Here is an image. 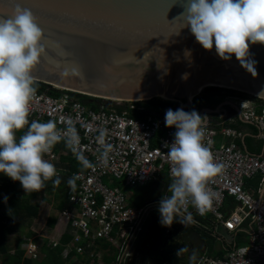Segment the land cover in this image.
Here are the masks:
<instances>
[{
	"label": "built area",
	"instance_id": "2783aa9c",
	"mask_svg": "<svg viewBox=\"0 0 264 264\" xmlns=\"http://www.w3.org/2000/svg\"><path fill=\"white\" fill-rule=\"evenodd\" d=\"M71 94L52 97L46 92L36 93L29 116L30 122L56 120L59 128H64L67 119L75 121L84 155L94 165L86 172L66 176L67 181L74 175L79 179L75 191L69 185L65 188L68 208L59 214L63 229L46 239L48 247L58 249L62 238L69 236L63 257L67 259L74 253V258L67 264H131L138 255L135 243L144 234L150 215L159 211L160 201L132 207L126 189L144 187L162 175L172 182L169 148L165 144L174 142L177 130L166 126V113H155L148 100L108 102L115 103L116 108L94 103L96 108L91 109ZM251 97L228 99L238 108L241 121L256 127L259 139L264 141V100L256 98L259 100L256 102ZM136 113L146 114L137 118ZM231 122L213 123L206 118L203 142L211 148L215 161L225 166V171L209 184L214 195L211 209L201 215L190 204L187 211L192 220L185 226L201 229L213 238L220 234L232 238L225 241L227 249L222 257L203 254L193 264H264V157L239 147L241 132ZM101 129L107 131L106 140L113 145L106 167L97 159L101 148L96 136ZM55 147L45 158L57 167L67 154ZM71 155L77 160L72 152ZM61 173L59 168V177ZM256 176L260 177L258 186L254 191L247 190L246 181ZM104 180L117 186L107 187ZM228 198L231 205L226 202ZM184 215L182 212L181 216ZM238 234L245 236L236 241ZM19 250L33 260L41 255L34 238L24 239Z\"/></svg>",
	"mask_w": 264,
	"mask_h": 264
},
{
	"label": "water",
	"instance_id": "95a60500",
	"mask_svg": "<svg viewBox=\"0 0 264 264\" xmlns=\"http://www.w3.org/2000/svg\"><path fill=\"white\" fill-rule=\"evenodd\" d=\"M17 6L30 9L44 29L35 82L87 97L88 104L163 96L184 110L203 90L264 100V45H250L256 76L235 56L221 59L184 27L187 0H0V16H11ZM224 105L238 113L230 102L200 113L206 117Z\"/></svg>",
	"mask_w": 264,
	"mask_h": 264
},
{
	"label": "clouds",
	"instance_id": "9594fccd",
	"mask_svg": "<svg viewBox=\"0 0 264 264\" xmlns=\"http://www.w3.org/2000/svg\"><path fill=\"white\" fill-rule=\"evenodd\" d=\"M182 16L184 27H190L204 49L215 48L223 60L235 56L242 67L256 76L250 45H264V0H187ZM44 38V29L30 9L17 6L11 16H0V173L19 181L26 193L40 192L48 181L57 186L61 183L56 166L45 158L60 142L83 168L94 167L84 155L75 121L67 119L64 128L52 119L29 121L37 98L32 72L45 53ZM206 118L195 110L166 111V126L177 131L174 142L165 144L173 180L167 189L171 194L161 199L157 211L163 226H171L177 220L184 225L190 222V204L201 215L213 205L209 184L224 173L225 166L215 161L211 148L203 142ZM106 137L104 129L96 136L101 148L97 159L105 167L113 151ZM77 179L79 176L74 175L67 181L72 191ZM7 200L5 196L4 202ZM182 212L186 215L181 216Z\"/></svg>",
	"mask_w": 264,
	"mask_h": 264
},
{
	"label": "trees",
	"instance_id": "16d2710c",
	"mask_svg": "<svg viewBox=\"0 0 264 264\" xmlns=\"http://www.w3.org/2000/svg\"><path fill=\"white\" fill-rule=\"evenodd\" d=\"M37 87V93L46 92L48 95L52 97H58L62 94H65V92L62 91H56L53 89H49L48 87L36 83ZM229 93L232 94H238L243 97L250 98V96L245 95L243 93L229 90ZM74 96L78 101H80L82 104L90 107L91 109H95L96 107L93 106V104H87V101L90 100L87 97L78 96L75 94H71ZM224 99V96L221 94V90H206V92L199 94L195 96L192 99L191 105L184 109L186 112H191L195 110L200 115V111L202 109H209L214 110ZM252 100L258 102L256 98H252ZM99 105H102L104 108H116L115 103H108V102H102L95 100ZM147 104L151 107V109L158 114L165 113L168 109H172L173 111L177 110L179 108L178 102H170L166 100H162L160 98H153L151 100L147 101ZM146 113H136L135 117L137 118H143ZM202 116V115H201ZM203 117V116H202ZM206 117L214 123L219 122V119L217 118V115L215 113H208L206 114ZM216 121V122H215ZM23 131L20 133H17V135H22ZM55 150H63L66 152L67 156L62 157L60 159V164L57 166L61 169L63 173H61L60 179L61 183L58 185L60 186V189H65L68 187L66 176H68L70 173H78V172H86L87 168H83L78 160L72 159L71 151L65 146L64 143H60L56 145ZM166 177L165 175H162ZM167 179V178H166ZM260 181V177L256 176L255 178L251 180H247L245 187H253L256 189L258 186V183ZM54 184L52 181L46 182V187L42 189L41 191H51L52 187L51 185ZM169 183L163 182V185H157L154 183H149L144 187H138L134 189H138V191L134 194L139 199V205L143 206L145 203H154L161 201L163 198V195L165 194V186H167ZM129 190V189H128ZM131 190V189H130ZM38 193H24V189L19 181H13L11 178L7 177L3 173H0V255L6 258L5 263L3 264H33L38 259H31L27 257H23L24 253L19 250V245L16 248L14 254H9L8 249V243L7 240L10 236H12L16 230V227L18 224L23 220H31L36 219L39 214V208L37 205H33L31 202L36 199L38 196ZM7 197V203L4 202V197ZM132 198V195H130V200ZM231 199L228 198L226 200L228 205H231ZM233 206V204H232ZM68 208L67 202L62 203L58 210L62 212L63 210ZM57 224L56 220H51L49 222V228L51 230L55 229ZM194 229V228H193ZM192 230V229H190ZM197 232L202 233L203 235H206L205 237H209L211 242L214 240L209 234H207L205 231L201 229H195ZM33 236V233L29 232L28 235L24 238H30ZM245 235L238 234L236 235V241L241 240ZM70 242L69 236H64L61 240V246L58 249H50L48 245H44L42 247V254L44 255V259L39 264H67L68 261L72 258H74V253L72 255H69L67 259L63 257V251L66 247V245ZM215 241L211 244H214ZM41 256V255H40ZM73 264H77V262H73Z\"/></svg>",
	"mask_w": 264,
	"mask_h": 264
},
{
	"label": "rangeland",
	"instance_id": "374dc122",
	"mask_svg": "<svg viewBox=\"0 0 264 264\" xmlns=\"http://www.w3.org/2000/svg\"><path fill=\"white\" fill-rule=\"evenodd\" d=\"M204 92H206V90H203L200 94ZM221 94L222 96H224V99L222 100V102H230L228 97L231 98L233 96L234 97L241 96L238 94L229 93V91H221ZM170 102H173V101H170ZM226 107L227 106L224 105L221 108V110H224ZM56 168L57 170L59 169V167H56ZM104 183L105 185H107V187H111V188L117 186L116 183H112L110 185L109 182L106 180H104ZM51 187H52L51 191H45V190L40 191L36 199L31 202L33 205H37V207L39 208L38 217L36 219H31V220L23 219L16 227L14 234L8 238L7 243H8V249H9L10 255L14 254L13 252H15L18 245H20V243L22 242V239L26 237V235H28L29 232L33 233V237L35 238L36 244L42 246L44 242L46 241V239L52 238L54 235H57V233H60L62 231L63 223L62 222L58 223L60 222L59 221L60 211L58 210V207L62 203L66 202L67 189L62 190V188L60 189V186H57L55 184H52ZM137 191L138 189H131V190L126 189V192L129 195H132L131 200H129V204L132 207H140L138 206L139 199L137 198V196L134 195ZM24 193L26 196L25 191ZM166 193L168 195L171 194L168 192ZM128 194L127 196L129 197ZM152 218L154 219V224L152 222L154 226L148 225V227L145 228L146 234L144 233L145 235L141 237L138 242V247L136 251L138 255L135 256V259L131 262V264H155V261H158L159 248L157 245L159 243V239L161 238V234L162 233L166 234L168 229H166V227H162L161 231L159 230L160 229L159 222L161 218L160 212L152 213ZM51 220L57 221V224L54 230H51L49 228V222ZM205 236L206 235H203L202 233L195 231V229H192L189 232V235H187L186 237L187 239H189L190 237H193L195 239V242L193 243L194 248L200 247L198 253L196 254L194 258L195 261L199 259V257L203 255L205 251L206 252L204 256H210L212 252L211 244L213 241L215 242L212 246L216 249V251L217 252L220 251V253L224 252V250L227 249L225 241H228L229 239L232 238L231 235L220 234V235H215L214 240L211 242L210 238L205 237ZM150 238L152 239L151 243H150ZM208 244H210L209 247L207 246ZM214 248H213V251H214ZM39 258L40 259L37 260L33 264H39L44 259V255L42 254ZM5 261H6V258L0 255V264L5 263Z\"/></svg>",
	"mask_w": 264,
	"mask_h": 264
},
{
	"label": "crops",
	"instance_id": "0c3cea01",
	"mask_svg": "<svg viewBox=\"0 0 264 264\" xmlns=\"http://www.w3.org/2000/svg\"><path fill=\"white\" fill-rule=\"evenodd\" d=\"M213 113V112H211ZM217 115V118L219 119V122L217 123H228L229 121H232L230 123V125L237 129L238 131L241 132V138L237 141L239 147L244 151V152H248L250 154H253V155H258V156H262L264 157V141H262L261 139H259L258 137V131H257V128L254 127L253 125L251 124H246L244 122H242L240 119H239V116H238V113L236 112L235 109L233 108H230V107H226L224 110H221V112H217L215 113ZM216 122V121H215ZM214 123V122H213ZM219 141V138L217 139ZM163 182H168V179H166V177L164 176H160L159 179L155 182V184L157 185H163ZM247 182V181H246ZM170 184V183H169ZM165 186V194L163 195V197L165 195H168L166 192H167V189H168V186ZM247 190L249 191H254L255 189L253 187H249V188H246ZM129 195V194H128ZM130 196V195H129ZM146 204V203H145ZM39 215V214H38ZM59 223V222H58ZM148 225H151V226H154L152 224V214L150 215V217L148 218V221L146 223V228L148 227ZM184 227H187L186 228V231L187 233H189L191 230L190 229H193L191 228L190 226H185ZM54 230V229H53ZM196 231V230H195ZM33 232V231H32ZM171 233V232H169ZM146 234V233H145ZM143 234L142 237L145 235ZM31 238H34L33 236L30 237V238H23L22 241L24 239H31ZM213 238V237H212ZM140 238L137 240V242L135 243V246H136V249L138 247V242H139ZM34 241H35V238H34ZM152 239L150 238V243H151ZM36 243V242H35ZM48 245V241H45L44 244L41 247V255H42V247L44 245ZM204 245V243H203ZM206 245V244H205ZM210 244H208L207 246L209 247ZM214 248V247H213ZM213 248H212V252L210 255H215L217 257H222L224 255L225 252H217L216 249L214 248V251H213ZM200 249V248H199ZM206 252V251H205ZM204 252V254H205ZM23 257H26L25 255ZM27 258H30V257H27ZM195 262V261H194ZM193 262V263H194Z\"/></svg>",
	"mask_w": 264,
	"mask_h": 264
},
{
	"label": "flooded vegetation",
	"instance_id": "af4514ba",
	"mask_svg": "<svg viewBox=\"0 0 264 264\" xmlns=\"http://www.w3.org/2000/svg\"><path fill=\"white\" fill-rule=\"evenodd\" d=\"M152 222L154 224V219L152 218ZM160 231L162 227H166L167 232L166 234H161V238L159 239L158 243V261H155V264H193L195 259H193V255L196 256V254L199 251L200 247L194 248L193 243L195 242V239L193 237H190L187 239V233L186 228L182 223L177 220L174 222L171 226H163L161 224V218H160ZM159 231V232H160ZM171 232V233H169ZM146 233V231L144 232ZM165 242H167V246H165ZM176 247L172 254H165L164 251H167L169 247L173 248ZM184 249L182 252L181 250Z\"/></svg>",
	"mask_w": 264,
	"mask_h": 264
},
{
	"label": "bare ground",
	"instance_id": "6f19581e",
	"mask_svg": "<svg viewBox=\"0 0 264 264\" xmlns=\"http://www.w3.org/2000/svg\"><path fill=\"white\" fill-rule=\"evenodd\" d=\"M200 92H201V91H200ZM160 97H161L162 99H164L163 96H160Z\"/></svg>",
	"mask_w": 264,
	"mask_h": 264
}]
</instances>
